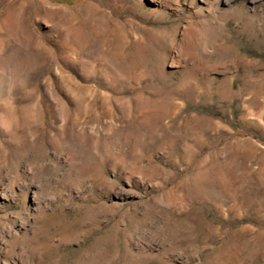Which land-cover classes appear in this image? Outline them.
Masks as SVG:
<instances>
[{
	"label": "rangeland",
	"instance_id": "rangeland-1",
	"mask_svg": "<svg viewBox=\"0 0 264 264\" xmlns=\"http://www.w3.org/2000/svg\"><path fill=\"white\" fill-rule=\"evenodd\" d=\"M0 264H264V0H0Z\"/></svg>",
	"mask_w": 264,
	"mask_h": 264
},
{
	"label": "bare ground",
	"instance_id": "bare-ground-1",
	"mask_svg": "<svg viewBox=\"0 0 264 264\" xmlns=\"http://www.w3.org/2000/svg\"><path fill=\"white\" fill-rule=\"evenodd\" d=\"M0 195H2V194H0Z\"/></svg>",
	"mask_w": 264,
	"mask_h": 264
}]
</instances>
